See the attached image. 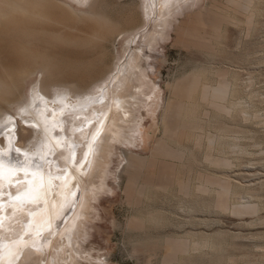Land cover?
I'll use <instances>...</instances> for the list:
<instances>
[{
  "label": "rangeland",
  "instance_id": "rangeland-1",
  "mask_svg": "<svg viewBox=\"0 0 264 264\" xmlns=\"http://www.w3.org/2000/svg\"><path fill=\"white\" fill-rule=\"evenodd\" d=\"M102 1L100 11H106L104 15H110L108 21L114 25V21L121 20L120 26L116 24L117 29L121 27L120 31L124 29L122 27H130L124 23L133 21L132 27L134 23V27L138 24L134 35L120 32L121 35L115 33L112 37L109 33L111 36L106 37L105 43L99 39V44L93 39L91 41H96L95 44L91 42L94 46L83 51L84 44L79 47L80 42H85L79 40L82 31L80 35L78 31V44L76 30L72 28L86 29L91 24L83 26L82 20L64 19V12L59 10L63 24L59 17L60 23L53 21L55 27L48 29L52 26L49 24L44 33L46 21H39L40 24L34 21L37 34L43 30L40 32L42 38L39 35L41 40L37 38L36 41L34 32L35 40L29 39L30 45L37 46L38 41L43 43L44 37L48 39L53 31V35L56 32L55 42L50 39L52 36L49 38L52 42L48 41L44 46L38 43V49L45 50L43 54L46 53L47 59L50 58L47 53H55L58 55L55 62L63 59L65 63L68 58L69 63H66L69 65L74 58H77L76 62L86 58L84 63L98 62L90 63L92 67L97 66L90 70V65L85 66L88 64L82 62L88 71L81 68L79 61L78 66L74 64L75 68L79 67L78 71L73 64L68 66L71 70L63 67L68 73L75 69L72 74L77 73V76L67 75L62 70V77L84 79L83 76H90L88 72L94 76V69L98 76L102 67L105 68L103 64L126 65L130 60L137 78H143L146 85L145 104L142 103L140 108L142 131L137 130L133 143L115 140L112 144L107 188L99 189L92 183H85L87 174L75 186L79 196L72 202L69 218L64 219L67 221L63 222L62 228L79 249L78 263L264 264V0H252L248 9L242 8V0H173L170 6H161L159 0H155L143 25L140 20L146 14L138 8L142 0ZM103 4L106 5L103 7ZM44 7L46 13H53H50L52 20L59 15V8L51 4L49 8ZM121 18H126V22ZM66 22L68 25L73 23L68 30L65 29ZM56 28L65 29V32L59 30L60 35H57ZM48 31L51 32L47 34ZM56 36L61 41L72 36L74 42L68 38L70 42L64 41L67 45L63 41L65 46L57 44ZM8 38L3 36L4 43L1 44L9 42L5 40ZM9 39L11 41V37ZM129 39L132 41L128 42ZM5 46H0V63L5 62L0 64L2 69L7 64L13 65L19 54V51L17 55L12 51L15 47L9 48V53ZM99 55L103 57L102 61ZM98 60L104 63L99 64ZM62 63L55 65L60 67ZM117 72L116 69L111 77H119ZM194 76L200 78V85L190 98L186 86ZM224 78L231 82L226 104L229 105V99L230 103H238L230 113H225L203 94L204 85H215ZM114 83L118 82L114 80ZM212 134L218 136L215 144L210 146L208 139ZM234 143L239 146L234 147ZM167 147L176 149V155H172ZM130 152L139 159L132 166L128 165ZM221 157L228 158L231 164H220ZM90 181H93L92 177ZM86 191L89 208L77 219L80 213L77 206ZM183 240L188 242L186 249L181 245ZM49 263L53 264V261Z\"/></svg>",
  "mask_w": 264,
  "mask_h": 264
},
{
  "label": "bare ground",
  "instance_id": "bare-ground-1",
  "mask_svg": "<svg viewBox=\"0 0 264 264\" xmlns=\"http://www.w3.org/2000/svg\"><path fill=\"white\" fill-rule=\"evenodd\" d=\"M88 1L0 0V35L2 36H0V46L4 48L6 43H8L10 46L15 47V43L12 41L15 39L14 41L17 42L18 48L17 46L15 47L17 48L16 50L15 48L12 50L13 47L12 49L11 47L9 48L15 52V55H17L18 51L20 54H18L20 57L18 55L14 56L17 58V61L12 62L13 65L9 66L7 64L3 69L0 68V264H50L49 262L51 261H53V264H79V249L72 239L69 238L68 232L62 228L64 219L69 218L68 211H70L72 202L79 196L78 192L74 190L75 186L87 174L88 178L85 180V183H92L93 186L99 189L107 188L106 177L109 174V149L112 147V144L115 140L133 143V139L137 138V130L142 131L140 108L143 105L142 103H144L143 94L146 90V85L142 81L143 78H137L138 74L136 75V71L132 67L133 65H131L130 60H127L126 65L121 63L103 64L105 68L102 67L103 71L98 76H95L96 69H94V76H92L91 72L87 73L86 71L90 76H83L85 75L84 71H80L83 73L82 76L86 78L78 79L74 77L70 78L65 73L67 72L66 74L70 76H77V73L72 74L75 69L79 68H75V66L86 62L88 58L84 59L85 61H79L78 59L77 62L79 61V63L76 62L77 58H74L75 60L73 59L70 65L73 64V67L75 63L77 64L74 66L75 69H72V72L70 71V74L68 71H64L70 66L68 58L67 60L65 59L68 62H65V66L64 61H62L63 59L55 62L57 54L56 56L54 55L55 53H47L51 59L55 57L53 61H50V58L47 59L48 56L44 55L46 53L43 54L45 50L42 52V47L41 51L39 50V44H43L42 46H44L52 42V40H49L50 37L53 36L50 39L55 38L56 32L53 35V31H48L47 34L51 32L48 39L47 34L45 35L44 33L50 27L52 29L55 27L53 26V21L56 23L60 21L62 18L60 14L61 10L64 12L62 14L67 15H63V18L68 17L71 22L73 20H82L83 26L91 24V26L85 27L86 29H82L81 27H78L79 30L75 27L72 28L76 30L77 36H75L77 40V37H79L78 31L79 35L82 31V38H79V40L84 39L85 42H80L79 47L84 44V48L82 47L83 51L88 46L90 47L95 44L99 39L104 42L105 39L107 40L106 37L111 35L113 37L115 33H118V35L123 34V32L131 35L135 34L138 27L137 22V27H134L135 23L132 27L133 21L128 22L130 24L124 23V26L128 25L132 28H127L126 26L122 27L124 29L120 31L121 27H118V30L116 24L120 26L121 20L118 22L119 20L114 21V19V25L111 20H109L110 22L108 21L110 15H106L105 13V16L104 12L106 11H100L101 4L104 1L91 0L89 4ZM154 2L155 0H142L138 3V6H140L137 7L141 8L142 13L146 14L140 20L142 25L145 22L143 19H146V16L151 14ZM251 2L252 0H242V8L248 9ZM159 3L161 6H170L173 0H159ZM50 4L54 8H59L57 10L52 7L54 11L57 10L59 12V15H56V19H59V17L60 19L57 21L54 17L53 20L50 18L52 17L50 15L51 12L46 13L44 11L47 9L44 6L46 5L49 8ZM104 5L106 4H103V7ZM53 9L52 12H54ZM131 10L133 11V9ZM126 18L121 19H124L125 21H123L126 22ZM64 19H61V24L64 23ZM85 20H88L87 22L89 23H86ZM34 21H44V23L46 21L43 34L46 36L44 39L46 38L47 40L45 42L43 39V43L38 41L39 44L37 43V46L36 44L30 45V40L35 37L36 41L37 38L41 40L43 30L41 29L40 32H42H39L41 37L39 38L35 30L37 27L34 28L35 23L34 25L32 23ZM91 21L96 27L93 26ZM49 24L53 27L48 26ZM65 24H67L66 30H68V26L72 27L73 25V23L68 25V22ZM46 26H48V29ZM64 26L66 27V25ZM29 27H33L34 30L32 28V31ZM39 27L41 28L42 26L40 25ZM56 29L57 35H60L59 32H65V29H59L60 31L58 28ZM83 30H89L90 32L86 31V34ZM32 33H34L33 35L37 34L38 37L37 35L33 37ZM73 33L75 34V31ZM73 33H71L72 36ZM3 36L5 38L11 37V41L9 38L5 40H9L13 44L6 41L2 45L1 43H4ZM57 37V44L62 43L63 40L61 41ZM70 37H68L69 40L74 42ZM68 38H64V41H67ZM93 39L96 41H91ZM69 40L67 42H70ZM79 40L76 43L79 44ZM53 41L55 42V39ZM64 41L63 43L67 45L68 43ZM131 41V39L128 40V42ZM91 42L94 43L92 44ZM98 42L100 44V41ZM32 46H36L35 48L37 49ZM68 46L72 47V44L69 43ZM77 46L76 44L75 47ZM5 47L7 48L5 50H10L7 45ZM45 49L48 50L47 48ZM7 51L5 52L6 54L8 53ZM99 56L102 61L103 57ZM114 58L116 59L117 55ZM18 60H20L19 64ZM100 60H98L99 64L104 63ZM9 62L11 61L9 60ZM59 62L60 64L63 62L62 68H67L62 69L61 66L57 67L55 64ZM87 62L89 61L87 60ZM83 63L82 65L80 64L81 68L84 67ZM90 63L94 64L95 61H90ZM90 63H84V65L88 64L85 66H89ZM95 66L92 67L90 65L88 70L91 67L92 69L97 67ZM72 67L68 69L71 70ZM86 68L84 67V70H87ZM56 69L60 73L63 70L66 78H64V75L62 77L63 73L60 74ZM116 69L118 70L119 77L116 75L113 78L111 75ZM38 75L40 76L39 79L36 78ZM117 78H119L118 81ZM31 80L33 82L29 85ZM114 80L118 83L113 84ZM111 84L113 85L112 90L110 89ZM199 85L200 78L198 76L192 77L186 86V94L192 98ZM137 86L138 89L135 90L134 88ZM230 89L231 82L224 78L215 85H204L203 94L225 113H230L232 108L238 105V103H233V101L230 103V99L228 100L229 105L226 104ZM129 122L132 124L126 126ZM136 126H138V129H136ZM217 136L216 134H212L209 137L210 146L215 144ZM235 145L234 143L233 146L235 147ZM167 148L170 149L172 155H176V149ZM232 150H235V148H232ZM128 160V165L132 166L139 159H137V156L133 152H130ZM219 162L226 166L231 164V161L225 157H221ZM90 177H92L93 181H90ZM85 193L84 197L81 196V200L77 206V208L80 207L77 219L84 216L86 210L89 208L88 193L87 191ZM70 196L71 198L68 199ZM47 238L50 240H46ZM181 245L186 249L188 242L183 240Z\"/></svg>",
  "mask_w": 264,
  "mask_h": 264
}]
</instances>
